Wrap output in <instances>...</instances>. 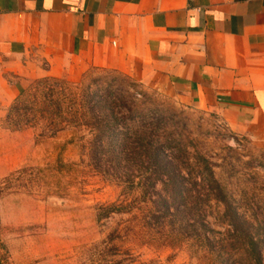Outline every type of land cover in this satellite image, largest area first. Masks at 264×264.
Returning <instances> with one entry per match:
<instances>
[{"label": "rangeland", "instance_id": "rangeland-1", "mask_svg": "<svg viewBox=\"0 0 264 264\" xmlns=\"http://www.w3.org/2000/svg\"><path fill=\"white\" fill-rule=\"evenodd\" d=\"M19 83L0 102V264H114V245L117 258L130 252L140 264H219L227 253L229 264H251L240 261L247 255L241 245H231L210 170L260 240L264 262L258 142L141 79L135 66ZM91 100L115 113L112 142L121 159L91 157L104 116L100 105L89 112ZM159 151L172 158L165 170L150 161ZM110 205L121 208L106 213Z\"/></svg>", "mask_w": 264, "mask_h": 264}, {"label": "crops", "instance_id": "crops-1", "mask_svg": "<svg viewBox=\"0 0 264 264\" xmlns=\"http://www.w3.org/2000/svg\"><path fill=\"white\" fill-rule=\"evenodd\" d=\"M131 66L264 147V0H0V102Z\"/></svg>", "mask_w": 264, "mask_h": 264}, {"label": "trees", "instance_id": "trees-1", "mask_svg": "<svg viewBox=\"0 0 264 264\" xmlns=\"http://www.w3.org/2000/svg\"><path fill=\"white\" fill-rule=\"evenodd\" d=\"M17 100L12 104L10 107L11 110H16V103ZM93 103L91 106L88 107L89 112L94 113L98 105L103 106V114L104 116L102 117V122L103 123H98L95 127V132L92 140V152H91V157L93 155V159H101L99 155L103 154L106 155L113 153L115 159H118V157L121 159V157L124 155L123 151H117L115 145L113 144L112 136L114 133V130L116 129L115 124H111V121L115 120V113L110 109L106 108L107 106L102 103L101 101H89L88 104ZM102 108V107H101ZM27 111V110H25ZM32 110H28L27 114H23L24 116L26 115H31ZM162 152L159 151L158 155L156 157H153V160H150L151 162L156 164V167L162 168L163 170L167 169L170 167V164L172 165V158L167 159V156L164 154H161ZM122 155V156H121ZM97 167H99L98 163L95 164ZM208 177L209 181L215 183V186L213 188L214 190V195L216 199L220 202H223L225 204V215L228 216V221L227 224L229 225L230 231H231V237H232V242L231 245H233L234 249H237L239 245L242 247L247 252V255L244 258H240V261H249L251 264H264L263 262V257H262V252H261V243L258 238H255L250 232V229L247 225V222H244L241 220L240 215L238 214L237 209L234 206H231L228 204L223 196V191L222 189L216 184L215 177L210 170L208 172ZM180 193L181 190H179ZM121 207L120 206H115V205H110L108 206L106 213L107 212H117ZM203 228H201L204 233V236L206 234V228H209L206 224L202 223ZM211 230V229H210ZM212 231V230H211ZM115 232H113L114 234ZM208 242L209 238L208 235H206L205 238ZM115 251L112 253L114 260V264H140L138 262L137 257L128 252L125 253L126 255L123 256L124 258H117L120 256L119 253H117V245L113 246ZM226 257H223L221 255L217 256V261L219 264H229L230 260L232 259V254L227 253L225 255ZM233 262V261H232Z\"/></svg>", "mask_w": 264, "mask_h": 264}]
</instances>
